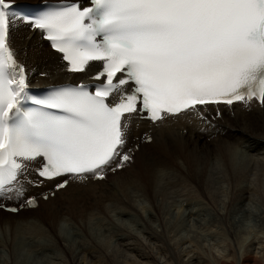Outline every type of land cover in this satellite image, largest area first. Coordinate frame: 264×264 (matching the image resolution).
I'll return each instance as SVG.
<instances>
[{
	"label": "snow or ice",
	"instance_id": "snow-or-ice-1",
	"mask_svg": "<svg viewBox=\"0 0 264 264\" xmlns=\"http://www.w3.org/2000/svg\"><path fill=\"white\" fill-rule=\"evenodd\" d=\"M17 20L42 32L68 72L102 61L94 91L30 97L10 46ZM27 99L37 107L26 110ZM253 99L264 105V0H68L33 15L0 0V196L38 158L39 177H65L58 188L123 168L130 114L156 122Z\"/></svg>",
	"mask_w": 264,
	"mask_h": 264
},
{
	"label": "bare ground",
	"instance_id": "bare-ground-1",
	"mask_svg": "<svg viewBox=\"0 0 264 264\" xmlns=\"http://www.w3.org/2000/svg\"><path fill=\"white\" fill-rule=\"evenodd\" d=\"M40 1L60 0H15L27 3ZM10 46L17 60L25 66L30 80L39 86L84 77L65 74L59 58L46 49L37 34L26 29H11ZM220 114V118L214 121V128L198 125L186 118L155 127L133 120L129 138L132 145H137V150L131 164L104 181L89 182L84 187L68 184L53 194L55 200L65 196L66 207L62 205L64 209L56 210L54 214L47 211L54 215L57 224H64L69 221L65 213L72 204L78 202L72 207L73 211L81 214L75 221L85 225V230L88 229V223L97 228L103 227L107 237L115 240L112 248L107 253L102 252L95 244L107 248L109 240L95 243V240L92 242L84 239L83 235L78 236V239L70 243L72 245L65 246L69 251L70 262L59 261L53 264H264V249L257 251L256 247L253 249L258 254L257 260L251 258L250 248L245 249L235 261L233 255L227 253L226 246L217 245L213 248L217 255L207 261L184 250L181 237L177 240L171 238L178 247L172 252L173 255H170L171 248L165 241L168 233L176 236L179 232L163 223L172 206H179L175 209L182 213L186 209L191 215L193 210L205 209L207 206L217 219H225L226 214L240 203V207H244L245 203H257L264 207V105H250L248 109L234 105L230 111L221 109ZM146 132H149L151 138L149 143H143L142 135ZM109 182L110 187L107 185ZM52 185L43 183L40 188L29 189L30 195L38 196L37 207L45 205L40 196L45 194V190L50 191ZM141 198L150 201L148 219L155 217L160 227L145 225L137 236L126 227L115 225L111 215L117 212L118 221L128 216L131 219L133 216V220L137 215L141 217L146 211ZM54 199L48 197L46 200L47 203H53ZM86 199L90 200L87 207H80L82 205L79 201ZM26 210L21 213L35 212ZM6 215L15 217L17 228L26 229L35 235L44 232L43 223L37 219ZM98 230L101 231L100 228ZM112 235L116 239H112ZM71 249L74 251L71 252Z\"/></svg>",
	"mask_w": 264,
	"mask_h": 264
},
{
	"label": "rangeland",
	"instance_id": "rangeland-1",
	"mask_svg": "<svg viewBox=\"0 0 264 264\" xmlns=\"http://www.w3.org/2000/svg\"><path fill=\"white\" fill-rule=\"evenodd\" d=\"M112 176L114 175H109V178ZM107 185L110 187L111 183L109 182ZM86 192L88 191L86 190ZM64 197L61 199L57 198L56 200L54 199L55 196L49 198L50 200L54 199L53 203H47L48 200L43 201L45 205H39L40 208H35L37 211L32 209V211L35 212L29 214L21 213L27 210L18 212L21 213L20 215L12 214L17 215L16 218L27 216L29 220H39L43 223L42 227L44 230L41 235H35L33 232H29L26 229L17 228L15 217L7 216V213L0 211V264H53L59 261L65 263L70 262L69 251L65 246L72 245L70 243L78 239V236L80 237L82 235L86 240L92 242L95 240V243L109 240L110 245H108L107 248L101 247L100 244H95L102 252L107 253L108 250L112 248L115 240H110L111 238L107 237V233L103 231V227H98L101 229V231H99L96 226H92V224L88 223L86 224L88 229L85 230V225H79L78 222L75 221L78 216H81V214L72 210V207L78 202L72 204L69 211L65 213L69 221L67 223L64 222V224L63 222L57 224V221L53 219V214L56 210L62 211L64 207H66L64 205L66 202ZM141 199L144 202V208L146 210L145 213H142L141 217L135 215L136 218L133 220V216L132 219L128 216L118 221L117 219L119 217L117 215L119 214H117V212L114 213L115 217H113L114 214L111 215V219L114 220L115 225L118 224L121 225V227H126L130 233L137 236L141 232L140 229L144 228L145 225L151 226V228L160 227L158 219L155 217V219L152 217L148 219L149 212H151V208H149L151 207L150 201L143 198ZM89 201L90 200L87 199L81 202L79 201L82 205L80 207H83V205L87 207ZM201 204L202 203H200V205ZM62 205H64V207ZM241 205L242 203L237 205L236 208L234 207L231 212L227 213L225 219L215 218V213L210 211L211 209L207 208V206L205 209L193 210L192 215L186 209V211L183 209L184 212L182 213L181 210L175 209L176 207L179 208V206H172L163 221L171 230H179L176 236H173V233H168L165 237L167 245L171 248V251L169 250L170 255H173L172 252L178 249L171 238L177 240L181 237L183 239L184 250L191 251V253L197 254L207 261L209 259L212 260V256L217 255L214 253L215 251L213 249L217 245H219V247L223 245L226 246L227 253H231L233 258L236 259L235 261L238 260L245 249L250 248L249 253L251 254V258L257 260L258 254L255 253V250L257 249V251H259L264 249V207L262 208V206L257 205V203H245L243 205L244 207H240ZM219 208L221 207L219 206ZM30 211L29 209V212ZM47 211H52L53 214ZM221 213L223 212L221 211ZM190 215L192 217L189 218L188 216ZM105 222L107 223L108 221L106 220ZM113 238L116 239L112 235V239ZM73 247L75 249L76 244ZM255 247L256 249L254 250L253 248ZM70 251L72 252L74 250L71 249Z\"/></svg>",
	"mask_w": 264,
	"mask_h": 264
}]
</instances>
